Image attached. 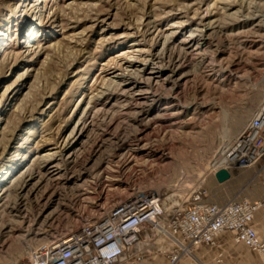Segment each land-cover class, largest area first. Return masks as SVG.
<instances>
[{"label": "rangeland", "instance_id": "obj_1", "mask_svg": "<svg viewBox=\"0 0 264 264\" xmlns=\"http://www.w3.org/2000/svg\"><path fill=\"white\" fill-rule=\"evenodd\" d=\"M263 100L264 0H0V264L120 183L225 201L219 153Z\"/></svg>", "mask_w": 264, "mask_h": 264}, {"label": "built area", "instance_id": "obj_2", "mask_svg": "<svg viewBox=\"0 0 264 264\" xmlns=\"http://www.w3.org/2000/svg\"><path fill=\"white\" fill-rule=\"evenodd\" d=\"M219 157L224 163L215 167L216 176L221 171H252L264 188V100ZM206 197L207 192L199 187L167 214L159 196L131 191L120 183L110 198L91 205L88 217L75 229L51 236L32 249L29 264H120L146 230L153 239L171 243L168 264L192 257L199 246H213L225 232L233 233L236 244L263 255L264 243L254 228V216L264 210V195L254 200L233 197L222 204L210 203Z\"/></svg>", "mask_w": 264, "mask_h": 264}, {"label": "crops", "instance_id": "obj_3", "mask_svg": "<svg viewBox=\"0 0 264 264\" xmlns=\"http://www.w3.org/2000/svg\"><path fill=\"white\" fill-rule=\"evenodd\" d=\"M236 174V177L234 175ZM215 187L222 189L230 188V196L227 199L237 198H260L264 195V188L254 177L252 171H236L228 174L225 180L220 181L214 175ZM248 185L249 190H243ZM255 190V194L252 193ZM206 199L210 203L214 202L210 191L207 192ZM167 214L169 209L163 207ZM254 228L264 243V210L256 212L254 216ZM233 233L225 232L221 234L215 242V246H199L196 248L192 258H184L178 264H258L264 262V254L258 255L242 244L233 241ZM172 251V245L166 239H153L152 233L146 230L141 235L140 241L128 249L120 259V264H168V253Z\"/></svg>", "mask_w": 264, "mask_h": 264}, {"label": "water", "instance_id": "obj_4", "mask_svg": "<svg viewBox=\"0 0 264 264\" xmlns=\"http://www.w3.org/2000/svg\"><path fill=\"white\" fill-rule=\"evenodd\" d=\"M228 177V174L224 171H221L220 173L217 174V178L222 181L225 180Z\"/></svg>", "mask_w": 264, "mask_h": 264}, {"label": "bare ground", "instance_id": "obj_5", "mask_svg": "<svg viewBox=\"0 0 264 264\" xmlns=\"http://www.w3.org/2000/svg\"><path fill=\"white\" fill-rule=\"evenodd\" d=\"M33 7V6H32ZM39 9V8H38ZM139 33V32H138ZM173 34V33H172ZM197 35V34H196ZM168 48V47H167ZM169 49V48H168ZM23 53V52H22ZM167 60V59H166ZM161 74L160 72L157 73V75ZM117 83V82H115ZM122 83V82H121ZM121 85V84H120ZM149 91V90H148ZM146 92V91H145ZM100 109V108H99ZM110 109V108H109ZM126 115V114H125ZM95 117V116H94ZM79 130V129H78ZM71 140V139H70ZM75 140V139H74ZM228 141V140H227ZM65 145V144H64ZM225 146V145H223ZM70 156V155H69ZM222 160V159H221ZM224 163V159L220 162V164L222 165Z\"/></svg>", "mask_w": 264, "mask_h": 264}]
</instances>
